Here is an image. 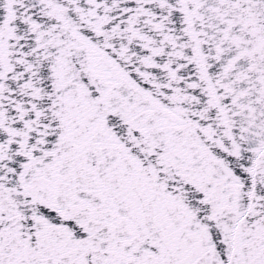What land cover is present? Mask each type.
<instances>
[{"label":"snow or ice","instance_id":"6c2138e0","mask_svg":"<svg viewBox=\"0 0 264 264\" xmlns=\"http://www.w3.org/2000/svg\"><path fill=\"white\" fill-rule=\"evenodd\" d=\"M0 264H264V0H0Z\"/></svg>","mask_w":264,"mask_h":264}]
</instances>
